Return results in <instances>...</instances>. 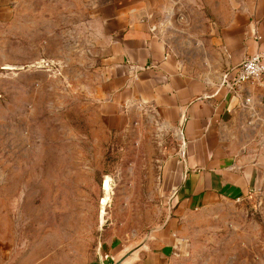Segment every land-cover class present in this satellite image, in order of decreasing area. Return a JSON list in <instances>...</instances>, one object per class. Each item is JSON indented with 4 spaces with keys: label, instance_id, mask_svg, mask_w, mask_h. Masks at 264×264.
<instances>
[{
    "label": "rangeland",
    "instance_id": "1",
    "mask_svg": "<svg viewBox=\"0 0 264 264\" xmlns=\"http://www.w3.org/2000/svg\"><path fill=\"white\" fill-rule=\"evenodd\" d=\"M9 3L0 17V224L11 260L112 261L164 224L161 172L180 136L148 116L122 131L102 124L91 93L102 63L83 0ZM252 147L259 186L183 214L177 247L156 264H264V133Z\"/></svg>",
    "mask_w": 264,
    "mask_h": 264
},
{
    "label": "crops",
    "instance_id": "2",
    "mask_svg": "<svg viewBox=\"0 0 264 264\" xmlns=\"http://www.w3.org/2000/svg\"><path fill=\"white\" fill-rule=\"evenodd\" d=\"M9 2L0 0L1 18L12 11ZM83 3L102 63L91 89L102 124L122 131L148 116L180 136L161 172L172 215L130 264L160 263L178 245L174 229L183 214L241 200L260 184L252 146L264 133V90L256 82L231 89L222 78L264 52V0ZM5 228L0 264H15Z\"/></svg>",
    "mask_w": 264,
    "mask_h": 264
},
{
    "label": "built area",
    "instance_id": "3",
    "mask_svg": "<svg viewBox=\"0 0 264 264\" xmlns=\"http://www.w3.org/2000/svg\"><path fill=\"white\" fill-rule=\"evenodd\" d=\"M246 82H256L264 90V52L246 58L239 66L230 68L223 74L222 84L231 89Z\"/></svg>",
    "mask_w": 264,
    "mask_h": 264
},
{
    "label": "water",
    "instance_id": "4",
    "mask_svg": "<svg viewBox=\"0 0 264 264\" xmlns=\"http://www.w3.org/2000/svg\"><path fill=\"white\" fill-rule=\"evenodd\" d=\"M170 215L171 212H169L168 217L166 218L164 224L162 226L152 228L140 243H138L137 245L133 246L128 250H125L124 253H122L118 258L113 259L112 261H106L101 257L99 264H130L134 259L137 258L139 251L145 248L147 242L152 238L154 233L162 229L167 224ZM102 221H103V210L101 211V222Z\"/></svg>",
    "mask_w": 264,
    "mask_h": 264
},
{
    "label": "bare ground",
    "instance_id": "5",
    "mask_svg": "<svg viewBox=\"0 0 264 264\" xmlns=\"http://www.w3.org/2000/svg\"><path fill=\"white\" fill-rule=\"evenodd\" d=\"M106 181H109L108 179H106ZM108 197V196H107ZM107 202L106 198H103V203Z\"/></svg>",
    "mask_w": 264,
    "mask_h": 264
}]
</instances>
